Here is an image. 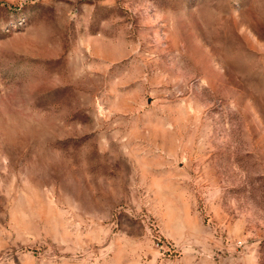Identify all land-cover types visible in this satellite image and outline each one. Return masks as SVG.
<instances>
[{"label": "rangeland", "instance_id": "374dc122", "mask_svg": "<svg viewBox=\"0 0 264 264\" xmlns=\"http://www.w3.org/2000/svg\"><path fill=\"white\" fill-rule=\"evenodd\" d=\"M0 264H264V0H0Z\"/></svg>", "mask_w": 264, "mask_h": 264}]
</instances>
